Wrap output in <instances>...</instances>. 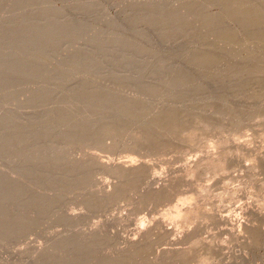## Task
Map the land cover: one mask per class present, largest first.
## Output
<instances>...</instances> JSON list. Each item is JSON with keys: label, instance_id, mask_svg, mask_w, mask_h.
Segmentation results:
<instances>
[{"label": "rangeland", "instance_id": "374dc122", "mask_svg": "<svg viewBox=\"0 0 264 264\" xmlns=\"http://www.w3.org/2000/svg\"><path fill=\"white\" fill-rule=\"evenodd\" d=\"M217 1L0 0V56L40 74L17 61L24 73L6 79L11 60L0 74V116L19 108L37 128L20 129L30 140L15 167L0 149V174L19 190L9 203L0 193V264H264V22L242 23ZM17 24L33 30L9 41ZM27 38L50 46L18 55ZM92 155L145 165L129 179ZM158 220L176 235L158 231L123 258ZM174 247L184 253L163 255Z\"/></svg>", "mask_w": 264, "mask_h": 264}, {"label": "bare ground", "instance_id": "6f19581e", "mask_svg": "<svg viewBox=\"0 0 264 264\" xmlns=\"http://www.w3.org/2000/svg\"><path fill=\"white\" fill-rule=\"evenodd\" d=\"M233 1V0H232ZM218 2V1H217ZM230 2V0H219V4H221L222 6H224V8L226 7V10H228L229 9V12H226L227 14H230L231 16H233L234 18H236L237 20H239L240 22H242V23H248V22H251V23H257L258 22V20H261V22L263 21L264 22V11L262 12V13H258V12H261L260 10L257 12V13H255V12H252V13H254V14H252L250 11H251V4L249 3L248 4V2H246L245 0H237V1H234L233 2V5L234 6H230L229 7V3ZM231 5V4H230ZM162 11V10H161ZM173 11H167V12H162L161 13V16H163L164 18H165V20H167L168 21V23L170 24V22H172V21H174V20H177V21H180V17L177 15V14H174V13H172ZM211 16L209 15L207 18H206V22L207 23H210V21L212 20V19H209ZM212 18V17H211ZM213 21V20H212ZM211 21V22H212ZM260 22V21H259ZM258 22V23H259ZM27 25H30L31 26V24H27ZM25 26V28L26 27H28V26ZM19 26H23V25H19ZM18 26V24L17 25H15V26H12L11 28H9V30L7 31V36H8V32H9V35L10 34H12L13 36L11 37V35L10 36H8L9 37V41H14L15 40V38H16V36H17V34L18 33H22V31H23V34H22V36H23V38L24 37H26V34H27V31L28 32H30V31H32L31 29L29 30V28H28V30H27V28L26 29H24V26H23V28L22 27H19ZM53 26V25H52ZM52 26H50L49 28H50V30H51V32H50V30H48V31H46V32H48V33H51V35H53V34H55L56 33V31H54V26H53V29L51 28ZM33 27V26H32ZM4 30V29H3ZM53 30V31H52ZM56 30H57V27H56ZM70 30H71V28H70ZM73 31V30H72ZM38 32V29H36V33ZM41 32V31H40ZM40 32H38V35H39V33ZM45 32V33H46ZM55 32V33H54ZM67 32H70L69 30L67 31ZM2 33V32H1ZM33 33H35L34 31L33 32H31V34L33 35ZM44 32L42 31L41 32V34H43ZM47 33V35H48V37H49V35L50 34H48ZM25 34V35H24ZM30 34V33H29ZM35 35V34H34ZM3 36V35H2ZM18 36H19V34H18ZM18 36H17V38H18ZM42 36V35H41ZM44 36L46 37V35L44 34ZM43 36V37H44ZM8 37H7V39H8ZM30 37V36H29ZM39 37V36H38ZM10 38H12V39H10ZM14 38V39H13ZM23 38H20L19 37V40L21 39H23ZM6 39V40H7ZM119 39V38H118ZM5 40V41H6ZM24 40H26V39H24ZM29 39L27 38V40L25 41V42H23L22 44H20L19 45V48H18V44H15V46L17 45V47H15V48H18L17 50H18V55H20V54H25V55H23V56H27L26 54H28V52H30V54L32 55V52H33V50L36 48V46H37V48H38V46H39V49L41 48V44H40V41L39 40H37V39H34V40H31V42L30 41H28ZM4 40H3V42H5ZM8 41V40H7ZM6 41V42H7ZM9 41L7 42V43H9ZM122 41V40H121ZM2 42V41H1ZM6 42L4 43V44H2L1 45V47H4L5 48V46H7V44H6ZM100 42V41H99ZM118 42V41H117ZM46 45V44H45ZM48 46H50V44L48 43L47 44ZM46 45V46H47ZM13 46H14V42H13ZM45 46V47H46ZM128 46V45H127ZM44 46L41 48V49H43V48H45ZM129 47V49H130V46H128ZM8 49V48H7ZM40 49V50H41ZM1 50H3V49H1ZM39 51V50H38ZM5 52V51H4ZM127 52H128V50L127 49H125V51L123 50V52H121L122 53V55H121V58L122 59H126V57L128 56L127 55ZM1 54H2V52H1ZM0 54V55H1ZM17 55V54H16ZM21 55V56H22ZM3 56V57H2ZM2 56H0V57H2V58H0V74H2L1 72H2V68H3V66L6 64V63H8L9 62V64H7V66L6 67H8L9 65H11V62H13L12 63V65L10 66L11 68H9L10 70L7 72V69L5 68H3L4 69V71L6 70V72H7V75H6V72H4L5 73V75L7 76V78H6V76L5 77H3L4 76V74H2V75H0L1 77H3V79H1V81L3 80H6V79H11V76H13V78L12 79H14V77H16L15 75H21V73H20V69H21V67L22 66H20V63L22 62V61H20L19 60V58H15L14 60L13 59H11V56L9 57V58H6V60H4V58H5V55H2ZM22 56V57H23ZM32 56H34V55H32ZM6 57H8V56H6ZM13 57V56H12ZM15 57V56H14ZM118 57H120V56H118ZM32 58V57H31ZM128 58V57H127ZM16 59H18V60H16ZM27 59H29V56H28V58ZM120 59V58H119ZM124 59V60H125ZM7 60H9L8 62H6ZM10 60H11V62H10ZM16 60V61H15ZM15 61V62H14ZM17 61L18 62H20V63H17ZM25 62V61H24ZM24 62H22V64L21 65H23L24 64ZM26 62H27V60H26ZM14 63H16L17 65H15ZM29 63V64H28ZM13 64H14V66H13ZM33 64V61H32V63L29 61V62H27L26 63V65H29V68H30V65H32ZM25 64L23 65V67L24 66H26ZM19 67V68H18ZM25 68V67H24ZM23 68V69H24ZM28 67L26 66V69H27ZM27 69V70H29V73L30 74H32V75H34L33 73H35L34 71H33V73H32V71H30V69ZM31 69H33V68H31ZM22 70V69H21ZM22 72L24 73V70H22ZM16 73H19V74H16ZM36 74V73H35ZM19 75V76H20ZM38 75V73L36 74V77L38 78L39 76H40V74H39V76H37ZM18 76V77H19ZM28 76V75H27ZM0 77V78H1ZM29 77V76H28ZM6 78V79H5ZM17 78V77H16ZM21 78H25L24 76L23 77H21ZM30 78V81H31V79L32 80H34V79H37V78H32V77H29ZM29 78H26L25 79V81L24 82H28V81H26L27 79L29 80ZM49 78H52V76L51 77H49ZM51 80V79H50ZM3 84H6V82L4 81V82H0V86H3ZM7 84H10L11 85V83H7ZM24 84V83H23ZM5 86V85H4ZM12 86V85H11ZM10 86V87H11ZM7 87V86H6ZM9 87V88H10ZM15 87V86H14ZM47 87V86H46ZM46 87H45V89H46ZM8 88V89H9ZM12 89V91H14V89L15 88H17V86L15 87V88H13V86L11 87ZM42 89V88H41ZM40 89V90H41ZM43 89H44V87H43ZM17 89H15V91H16ZM39 90V89H38ZM12 91H10L9 90V92L12 94ZM45 92L47 91V90H44ZM42 92V90L39 92V95H40V93ZM7 94H8V92H7ZM11 94H9L10 96H11ZM9 95H7V96H9ZM7 103V102H6ZM7 105V104H6ZM24 105V104H23ZM26 105V104H25ZM28 105V104H27ZM10 107H12V106H10ZM4 108V107H3ZM6 108V107H5ZM13 108L14 107H12V110L11 109H9V110H7L6 109V111H4L5 109H3L2 111L3 112H5L4 114H3V117H1V118H3V119H1V121L0 122H2V132L0 131V134L2 133V135L4 136L3 137V139H4V142L2 143V141L0 142V145H1V150L3 151V152H5L6 154H9V152L10 151H13V152H10V154L11 153H13V155L11 154L10 155V158L8 159L9 160V163L11 162L12 163V165L11 166H13V167H15L14 165H13V163H15L16 161V159L18 158V155H17V153L16 152H20V150L22 149L21 148V144H25V142H26V144H27V141L26 140H28L29 138H27L26 137V134L28 135L29 133V131H31L30 129H31V127L32 126H29V125H26V122H22V120H24V121H26L27 119L28 120H30L31 118H29V115L28 116H23V118H20L19 117V115H18V113H20V112H18V109H16V110H13ZM15 108H17V106L15 107ZM21 109V108H20ZM25 113V112H24ZM23 112H21V114L22 115H25ZM22 117V116H21ZM22 119V120H21ZM26 119V120H25ZM65 121V120H64ZM25 123V126H28V127H30V129L28 130V132L24 129L25 127L23 126V124ZM29 124H30V122H29ZM31 125H33V124H31ZM37 125V124H36ZM37 126H41L42 127V124H38ZM28 127H26V128H28ZM33 127H34V125H33ZM32 127V128H33ZM46 127V126H45ZM45 127L44 128H40L39 130H38V133H36L35 131L33 132L34 134H36L37 136L40 134V131L42 132V131H44L45 130ZM24 129L25 131H26V134H25V131L24 130H20V129ZM34 128H36V127H34ZM33 128V129H34ZM41 129H44V130H41ZM0 130H1V128H0ZM18 130H20L19 132H18ZM34 130H37V128L36 129H34ZM21 131H23L22 133H23V135H24V137H21V138H19L18 136H19V133L21 132ZM17 133H18V135H17ZM21 133V134H22ZM32 134V133H31ZM23 135H21V136H23ZM41 135V134H40ZM28 137H30V134L28 135ZM0 138L2 139V136L0 135ZM2 139V140H3ZM30 140V139H29ZM29 140H28V142H29ZM26 144H25V146H26ZM25 146H23V148H27V147H25ZM29 148V147H28ZM27 148V149H28ZM26 149V150H27ZM0 150V151H1ZM0 154H2L1 152H0ZM4 154V153H3ZM19 154V153H18ZM7 157H9L8 155H7ZM6 157V155L4 156V158L6 159L7 158ZM92 158L94 157L95 158V160L97 161L98 159L96 158L97 156H91ZM210 157H212V163H210V164H212V165H216V164H213V163H215V162H217L216 160V158L215 157H213L212 155L210 156ZM90 158V157H89ZM91 158V159H92ZM4 159V160H5ZM7 160V159H6ZM7 160V161H8ZM76 160V159H75ZM79 160H81V159H79L78 158V160H76V161H71L72 163L74 162V165H75V167L77 166V167H79V165H83L84 163L82 162L83 160H81V161H79ZM93 160V162L95 161L94 159H92ZM210 160V161H211ZM15 161V162H14ZM77 161H79V162H77ZM94 162V163H96L95 165H98V166H100V168L101 167H106L105 169H114L116 172H118V174H120V175H118L117 173H115V174H117L118 176H121L122 175V177H129V179H131V178H135V177H137L138 176V174H139V170H140V168L141 167H143V165H145L144 163L142 164V165H138V164H136V163H134L132 160L129 162V161H127V162H119V163H117V164H105V163H103V162H100V160H99V162L97 161V162ZM210 161H208V162H210ZM6 162V161H5ZM70 162V163H71ZM77 162V163H76ZM86 162V161H85ZM10 163V164H11ZM72 163H71V165H72ZM83 163V164H82ZM91 163V162H90ZM97 163H99V164H97ZM218 163V162H217ZM7 164V163H6ZM17 164V163H16ZM19 165V164H18ZM29 165V164H28ZM74 165H72V166H74ZM88 165H89V163H88ZM8 166V165H7ZM87 166V163H85V167ZM90 166V165H89ZM9 167V166H8ZM12 167V168H13ZM20 167L22 168V166H19L17 169H18V171L20 170ZM71 167V166H70ZM84 167V166H83ZM84 167V168H85ZM90 167H93V166H90ZM97 167V166H96ZM72 169L74 168V167H71ZM80 169L82 168L81 166L79 167ZM79 168H77L78 170H79ZM192 168V167H191ZM11 169V168H10ZM147 169V168H146ZM193 169V168H192ZM191 169V170H192ZM13 170H14V168H13ZM29 170V169H28ZM73 170H76L75 168L73 169ZM10 171V170H9ZM16 171V170H15ZM14 171V172H15ZM110 171V170H109ZM113 171V170H112ZM115 171H113V172H115ZM3 172V171H2ZM1 172V173H2ZM13 172V173H14ZM187 172H190L189 171V169H188V171ZM12 173V174H13ZM15 174V173H14ZM0 175H3V177H1V178H5L4 179V181L5 180H7L8 181V185H7V181H5L6 182V184L3 182V184L5 185V188L7 189V193H5L6 192V190H3V189H1V191H0V193L1 192H4V194H2L3 196H6V198H4L5 200H4V202H6L7 203V200L8 199H10L9 197H13V193H15V194H17L16 193V191L18 190V187H16V190H15V187L13 188L14 189V191H13V189H12V187H9V185L11 184V186H12V184H14V182H16V179L14 178V182L13 181H11V183H10V180L14 177V175L12 176V178L10 179V178H7L5 175V173H3V174H0ZM8 175H10L11 176V174H8ZM7 175V176H8ZM151 177V176H150ZM7 178V179H6ZM22 178V177H21ZM152 178V177H151ZM9 179V180H8ZM139 179H141V178H139ZM1 180H3V179H1ZM0 180V181H1ZM149 180V179H148ZM21 181V180H20ZM142 181V180H141ZM13 182V183H12ZM144 182V181H143ZM152 182V181H151ZM0 183H2V182H0ZM18 183V182H17ZM17 183H16V185H17ZM63 183V182H62ZM147 183V182H146ZM21 184V183H20ZM149 184V183H148ZM1 185V184H0ZM117 186V185H116ZM145 186V185H144ZM20 188V187H19ZM114 189V188H113ZM107 190V192H106V197L107 198H110V197H114V195H116L115 194V191L116 190H118V189H114V190ZM161 190H163V187H162V189H161V187L159 186L158 188H153L152 189V193L153 194H156V195H161ZM19 191V190H18ZM106 191V190H105ZM119 191V190H118ZM117 191V192H118ZM116 192V193H117ZM105 193V192H104ZM119 193V192H118ZM163 193V192H162ZM1 194H0V198L2 197L1 196ZM11 194V195H10ZM14 194V195H15ZM8 195H10L9 197H8ZM102 195V194H101ZM162 195H164V194H162ZM117 196V195H116ZM16 197V195L13 197V198H15ZM2 198V199H3ZM8 198V199H7ZM11 199V200H14V199ZM104 198V197H103ZM191 199V198H190ZM1 200V199H0ZM1 201H3V200H1ZM186 201H188V200H186ZM9 202H11L10 200H8V203ZM47 202V201H46ZM6 203H4V204H6ZM10 206V204L7 206V208ZM186 207H188V206H186ZM190 208V207H189ZM9 209V208H8ZM7 209V210H8ZM191 209H187L186 211L189 213V212H191L190 211ZM3 212H4V210H3ZM2 212V213H3ZM6 212V211H5ZM16 212V210L14 211L13 210V213H15ZM10 213H12V212H10ZM19 213V212H18ZM186 213V212H185ZM187 215V214H186ZM193 215V214H192ZM9 217V216H8ZM7 218V217H6ZM10 219V218H9ZM12 219H14V218H12ZM16 219V218H15ZM228 220V219H227ZM224 221V220H223ZM5 223H8V225H10L9 224V222H10V220L9 221H4ZM7 225V224H6ZM239 229V228H238ZM159 231V232H158ZM160 231L161 232H164L165 234H166V238H169L170 236H174V235H176V233H174V231H173V229L171 228V227H169L168 225H165L163 222H161V221H155L153 224H151V225H149L148 227H144V225L142 224V226L138 229V231H137V234H136V237L135 238H133V239H129V240H127L126 241V245H125V248H124V250L122 251V256H123V258L124 257H128V255H130V254H132V253H135V252H137L138 250H140L144 245H146L147 244V242L150 240V238L152 239L153 237H151V236H154V235H156V232H158V234H160ZM96 233V232H95ZM157 234V235H158ZM171 238V237H170ZM188 238V237H187ZM168 241V240H167ZM181 241V240H180ZM179 241V242H180ZM172 242H174V241H172ZM178 242V241H177ZM176 243V242H175ZM198 244V243H197ZM172 245V244H171ZM146 247V246H145ZM176 253H184L183 251H181V250H179V247H174V248H170V249H166V250H164V254L163 255H165L166 257H169V256H171V255H173V254H176Z\"/></svg>", "mask_w": 264, "mask_h": 264}]
</instances>
